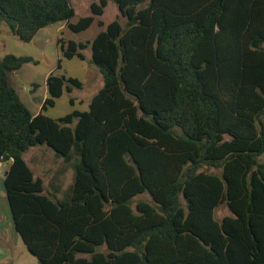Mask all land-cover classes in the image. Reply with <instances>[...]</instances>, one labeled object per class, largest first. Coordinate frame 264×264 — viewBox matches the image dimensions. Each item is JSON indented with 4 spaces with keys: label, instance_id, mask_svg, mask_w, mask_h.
<instances>
[{
    "label": "trees",
    "instance_id": "1",
    "mask_svg": "<svg viewBox=\"0 0 264 264\" xmlns=\"http://www.w3.org/2000/svg\"><path fill=\"white\" fill-rule=\"evenodd\" d=\"M73 1L0 0L23 43L59 23L83 32L108 2L124 20L57 41L67 60L89 49L102 78L85 112L42 113L83 87L50 73L33 115L9 74L38 61L0 58V165L27 252L38 264H264V0H99L70 24ZM39 146L73 172L61 198L23 159Z\"/></svg>",
    "mask_w": 264,
    "mask_h": 264
},
{
    "label": "rangeland",
    "instance_id": "2",
    "mask_svg": "<svg viewBox=\"0 0 264 264\" xmlns=\"http://www.w3.org/2000/svg\"><path fill=\"white\" fill-rule=\"evenodd\" d=\"M89 3L90 0H74L73 7L76 8L79 15L83 13L81 6H87ZM111 17L112 13L108 11L106 19ZM72 19L76 21L74 17ZM95 26L98 25L95 24ZM95 26L94 28H97ZM39 43L40 39H35L30 43H23L13 36L8 28L0 26V58L6 54H13L15 56H31L38 61L37 65L27 64L20 71L10 73V84L17 90L21 100L30 112L36 115L40 112L42 103L47 98L44 85L45 77L47 74L55 71V75L77 79L83 84V87L82 89L74 88L71 93H63L62 97L56 100L53 107L47 106L46 110L42 113L51 119H59L73 110L85 111L86 107L78 102L92 95L96 91L98 84L96 83L97 69L89 62V51H84L85 59L83 61L77 58L67 60L62 56L60 47L49 44L43 50L38 47ZM58 60H60V69H56ZM72 98L74 101H77L74 105H70L69 103V100ZM25 159L33 169L34 175L44 180L46 190L50 189L51 182L55 183L56 179L61 193L68 191L73 182V172L71 168L64 166L61 159L54 157L53 152L46 148V146L37 147L29 151L25 155ZM259 160L264 161V155ZM59 169L62 171L60 174L57 173ZM210 172H213V170H210ZM140 199L147 200V196H140L138 200ZM226 213L228 212L223 206L219 210L218 215L221 217ZM12 263L38 264L36 259L26 251V248L20 241L14 247V259Z\"/></svg>",
    "mask_w": 264,
    "mask_h": 264
},
{
    "label": "crops",
    "instance_id": "3",
    "mask_svg": "<svg viewBox=\"0 0 264 264\" xmlns=\"http://www.w3.org/2000/svg\"><path fill=\"white\" fill-rule=\"evenodd\" d=\"M98 1L99 0H90V3L87 6H81L83 8V13H81L79 15L77 14V10L74 7V11H75L74 18H75L76 21H73V19H72V20L69 21V23L70 24H75V22H77L81 17H85V16L90 15V5L92 3H97ZM108 11L112 13V17L106 19V15H107ZM116 19H119L122 23H124V20L122 18H120L119 11H118L117 7L115 6V4L112 3V2H108L106 8L104 9L103 15L101 17H99V18H96L93 21L92 25L87 30L75 34V33H72L68 29L67 23H59V24H55V25H52V26H48V27H46L44 29H41L35 35V37L33 38L32 41H34L35 39H40V43H39L38 47L43 49V50L49 44H54V45H56V47H59V45L57 44V41L59 39L75 40V41H82V42H91L102 31V28H100L99 26H95V24L98 25V20L103 21V23H105V24H109V23H111L112 21H114ZM0 26L3 27V28L6 27L3 23H0ZM94 26L97 27V28H94ZM67 34H68V36H67ZM72 35H74L73 36L74 38L72 37ZM86 51H89V57L91 58V51L89 49H87ZM51 73L55 74V71H53ZM48 75L49 74L46 75L45 82H44L45 95L46 96H47L46 78H47ZM96 83H98L97 87H96L97 88L96 91L92 95H90L89 97H86V99L80 100L78 102L80 104H83L86 107L85 111L88 110V104H89L90 100L92 99V97L103 86V81H102V78H101L100 74H98L96 76ZM76 102L77 101H74V104H76ZM42 105H43V103H42ZM41 108H42V106H41ZM40 111H41V109H40ZM85 111H83V112H85ZM33 115H35V114H33ZM39 147H42V146H39ZM35 148H37V147L31 148L26 153H24L23 159H24V161L26 163H27V161L25 159V155L29 151H31V150H33ZM27 165H28V163H27ZM7 168H8V164H1L0 165V264H10V263L13 264L12 262H13V259H14V247H15V245L17 243H19V241H20L22 243V245L24 246L23 242L21 241V238L15 232V229H14V226H13V222H12V219H11V213H10V209H9V205H8V200H7L5 189H4L3 181H4V177L6 175ZM30 169L33 171V169L31 167H30ZM60 172H62V171L59 169L57 173L60 174ZM37 177H39V176H37ZM43 182H44V180H43ZM44 187H45V185H44ZM45 192L48 193V194H53L57 198H61L63 196V194H64V193H61L60 186H58V183H57L56 179H55V183L51 182L49 190H46V188H45ZM223 206L224 205H222L218 209H216V211H215V219L220 220L222 217L228 216L230 214L228 212L226 206H224L228 213H226L225 215H222L221 217H219V215H218L219 210Z\"/></svg>",
    "mask_w": 264,
    "mask_h": 264
}]
</instances>
